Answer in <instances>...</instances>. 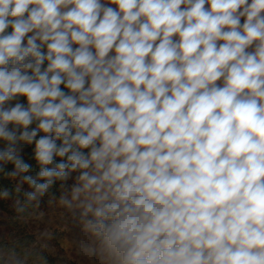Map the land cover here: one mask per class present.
<instances>
[{"label": "clouds", "instance_id": "9594fccd", "mask_svg": "<svg viewBox=\"0 0 264 264\" xmlns=\"http://www.w3.org/2000/svg\"><path fill=\"white\" fill-rule=\"evenodd\" d=\"M0 173L99 264H264V0H0Z\"/></svg>", "mask_w": 264, "mask_h": 264}, {"label": "rangeland", "instance_id": "374dc122", "mask_svg": "<svg viewBox=\"0 0 264 264\" xmlns=\"http://www.w3.org/2000/svg\"><path fill=\"white\" fill-rule=\"evenodd\" d=\"M73 182L69 180L68 184ZM59 184L60 188L48 191L41 198L38 208L30 205L25 212L17 213L14 202L19 198H10L0 205V240L14 245L22 238L27 240L24 251L11 249L12 245L7 244L1 251L6 264H44L37 259L43 254L47 258L44 257L46 264H99L97 257L89 259L83 254V248L92 241L82 231L78 220L59 205L62 194ZM29 190L23 186V192Z\"/></svg>", "mask_w": 264, "mask_h": 264}, {"label": "trees", "instance_id": "16d2710c", "mask_svg": "<svg viewBox=\"0 0 264 264\" xmlns=\"http://www.w3.org/2000/svg\"><path fill=\"white\" fill-rule=\"evenodd\" d=\"M16 102L17 101H13L12 104H15ZM19 102L24 103L26 105V99L23 98V97L19 98ZM34 126L35 125H32V127H34ZM33 147H34V145L26 146L25 150L23 152V156H24L25 162L32 165V173L31 174L34 175L36 173V171H38V167L36 166V164H35V162L33 160V151H32ZM57 162H59V159H57ZM7 170L8 171L11 170L10 166H9V168ZM73 175H75V174H73ZM57 188H60L59 182L54 184L49 191H55V189H57ZM4 189H8L12 193V195L8 199H4V198L0 197V205L6 204L9 201L10 198H19L21 203L24 202V192L21 191L19 194L15 193V183L12 180L8 179L3 173H0V192H2ZM11 222H13V220H11ZM7 244L8 243L6 241L0 240V264H6L4 262V257L1 254V251L6 249ZM15 244L16 245L8 244V245H12L9 248H11V249H20V250L24 251V248L27 246V240H26V238H22L20 240H17L15 242ZM42 256L45 257L44 254Z\"/></svg>", "mask_w": 264, "mask_h": 264}]
</instances>
